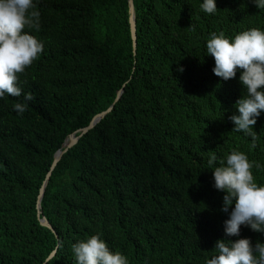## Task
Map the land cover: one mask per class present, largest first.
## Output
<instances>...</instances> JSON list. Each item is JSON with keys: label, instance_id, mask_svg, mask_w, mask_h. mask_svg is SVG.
<instances>
[{"label": "trees", "instance_id": "trees-1", "mask_svg": "<svg viewBox=\"0 0 264 264\" xmlns=\"http://www.w3.org/2000/svg\"><path fill=\"white\" fill-rule=\"evenodd\" d=\"M132 2L135 51L127 0H35L40 30L27 31L43 50L19 74L34 99L22 116L12 110L22 97L0 100V264H76L71 245L95 234L128 264H206L217 240L264 243L246 226L224 235V193L206 164L243 152L264 184V114L252 147L227 119L243 95L239 72L223 81L204 55L213 32L264 29V8L215 0L212 15L201 0ZM111 105L51 170L67 137ZM50 171L40 210L52 230L36 210Z\"/></svg>", "mask_w": 264, "mask_h": 264}, {"label": "clouds", "instance_id": "clouds-1", "mask_svg": "<svg viewBox=\"0 0 264 264\" xmlns=\"http://www.w3.org/2000/svg\"><path fill=\"white\" fill-rule=\"evenodd\" d=\"M256 8H264V0H251ZM199 8L205 14L218 11L215 0H201ZM40 30L39 11L35 0H0V100L21 98L12 103V110L22 116L33 101L31 92L19 86V74L29 67L43 50V43L29 31ZM205 56H211L212 74L223 81L236 77L243 95L234 104L227 119L232 131L249 136L255 147L256 134L252 126L264 114V29L250 28L231 39L223 32H213L204 45ZM182 72L183 68H178ZM207 167L212 169V187L224 193L220 211L227 213L223 232L227 237L239 236L241 226L264 236V184H257L251 169L261 165L248 160L243 152L232 150L223 158L215 153L208 156ZM231 207V211L229 208ZM60 247L61 242L57 241ZM215 255L206 264H264V243L254 246L249 239L234 242L217 240ZM76 264H128L127 257L111 251L98 234L78 240L71 245Z\"/></svg>", "mask_w": 264, "mask_h": 264}, {"label": "water", "instance_id": "water-1", "mask_svg": "<svg viewBox=\"0 0 264 264\" xmlns=\"http://www.w3.org/2000/svg\"><path fill=\"white\" fill-rule=\"evenodd\" d=\"M128 1V9H129V25H130V36H131V41H132V47H133V51H135V47H136V23H135V13H134V7H133V2L132 0H127ZM122 93V90H119L117 92V96H116V99L114 101L117 102L120 95ZM112 106L111 105L107 110L103 111V112H100L98 114H96L90 121V123L78 130V135L76 136L74 133L69 135L67 137V139L64 141L63 145H62V148L63 150H59L55 153L54 155V160H53V163H52V166H51V170H53V168L55 167L56 163L59 161L61 155L66 152V150L70 147H72L77 141L78 139L86 134L89 130H91L106 114H108L111 109H112ZM51 175V171L48 172V174L46 175L45 177V180L43 182V184L41 185L40 187V190H39V195H38V198H37V203H36V210H37V217H38V220H39V223L41 226L43 227H46L48 228L49 230H52V227L50 226V224L46 221V219L44 217H41V210H40V201L43 197V194H44V190H45V187L47 185V181L49 179ZM54 255V253H52L48 260Z\"/></svg>", "mask_w": 264, "mask_h": 264}]
</instances>
